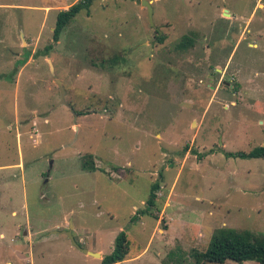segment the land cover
I'll return each mask as SVG.
<instances>
[{
	"label": "rangeland",
	"instance_id": "1",
	"mask_svg": "<svg viewBox=\"0 0 264 264\" xmlns=\"http://www.w3.org/2000/svg\"><path fill=\"white\" fill-rule=\"evenodd\" d=\"M78 1L0 0V264H102L70 230L104 257L125 232L119 264L264 236V159L227 155L264 147V0H97L54 43Z\"/></svg>",
	"mask_w": 264,
	"mask_h": 264
},
{
	"label": "trees",
	"instance_id": "2",
	"mask_svg": "<svg viewBox=\"0 0 264 264\" xmlns=\"http://www.w3.org/2000/svg\"><path fill=\"white\" fill-rule=\"evenodd\" d=\"M95 1L97 0H80L68 10L59 12L53 32V42L57 44L60 41L63 30L74 21L81 11L87 10L89 13ZM160 41L163 42L164 38H161ZM193 44L194 41L192 39L184 37L176 49L186 50L193 46ZM52 49L53 45L47 48L48 51ZM227 155L235 158L264 159V147H257L249 153L238 152L228 153ZM90 159L92 162L86 160L83 162L82 167L90 172L98 171L99 169L91 156ZM159 190V184L154 183L147 201V210L142 213L138 212L132 220H137L139 215H151L149 208L155 207L157 202L156 192ZM129 246L128 235L125 232L120 233L116 238L113 252L103 258L102 264H118L125 261L130 253ZM191 257L194 259V264H225L228 261L237 264H243L245 262L264 264V236L256 235L249 231H238L225 227L219 228L212 234L207 250L203 252L192 250Z\"/></svg>",
	"mask_w": 264,
	"mask_h": 264
},
{
	"label": "crops",
	"instance_id": "3",
	"mask_svg": "<svg viewBox=\"0 0 264 264\" xmlns=\"http://www.w3.org/2000/svg\"><path fill=\"white\" fill-rule=\"evenodd\" d=\"M74 5V4H73ZM258 7L259 8H264V5H263V3H259L258 4ZM46 9H48V8H46ZM67 10H68V8H66ZM64 11V10H63ZM47 12V11H46ZM226 14H229V13H227L226 12ZM231 18H232V16H231ZM46 122H48V121H46ZM18 126L20 127V130L22 129V127H21V125H19V123H18ZM82 169L84 170V171H87V170H85L83 167H82ZM2 170H5V169H0V171H2ZM90 172V171H89ZM97 172V171H96ZM98 172H102V171H100V170H98ZM103 174H105L104 172H102ZM106 175V174H105ZM107 176V175H106ZM113 180H115V179H113ZM46 183H47V181H46ZM149 199V198H148ZM148 201V200H147ZM146 201V202H147ZM167 207H171V205H170V203L168 202L167 204H166V208ZM166 208H164L163 210H162V215H164V212H165V209ZM151 213V212H150ZM13 215H16V212H13ZM137 215V214H136ZM146 215H148V214H146ZM142 217L143 216H145V215H141ZM150 216H153V214H151ZM163 223H164V221H163ZM70 229H73V227L71 226L70 227ZM71 231V230H70ZM161 232H163V233H165L164 232V230H159V233H161ZM71 233H72V231H71ZM73 236V235H72ZM4 234H1L0 235V238L1 239H4ZM74 238V237H73ZM76 241V240H75ZM80 246H81V244L78 242V241H76ZM83 242V241H82ZM74 246V245H73ZM82 247V246H81ZM82 249H85L86 250V253L85 252H83L82 250H80L81 252H83L86 256H89V257H92V258H95V259H98V260H100V261H102L103 260V258H104V256H103V253L102 252H93V251H90L89 249H87V248H83L82 247ZM96 255H98L97 257H96ZM126 261V260H125ZM121 263V262H120ZM6 264H10L9 262H6ZM119 264V263H118Z\"/></svg>",
	"mask_w": 264,
	"mask_h": 264
},
{
	"label": "water",
	"instance_id": "4",
	"mask_svg": "<svg viewBox=\"0 0 264 264\" xmlns=\"http://www.w3.org/2000/svg\"><path fill=\"white\" fill-rule=\"evenodd\" d=\"M144 5L149 9V17H150V19L152 20V12H153V11H152V8H151L150 3H149V2H144ZM49 63H50V65H51V69H52V71L54 72V68H53V64H52V62L49 61ZM56 83H57V85H58V87L60 88V91H61V103L65 104V95H66V92H65V89H64V87H63V84H62V82H61L60 80H56ZM66 234H67L68 237L71 239L73 245H74L76 248H78V249H80V250H82L83 252L86 253V250H85V249H82V247H81V246L75 241V239H74L73 236H72L71 231H68ZM97 256H98V255H96V257H97Z\"/></svg>",
	"mask_w": 264,
	"mask_h": 264
},
{
	"label": "bare ground",
	"instance_id": "5",
	"mask_svg": "<svg viewBox=\"0 0 264 264\" xmlns=\"http://www.w3.org/2000/svg\"><path fill=\"white\" fill-rule=\"evenodd\" d=\"M227 16L229 15V14H226Z\"/></svg>",
	"mask_w": 264,
	"mask_h": 264
}]
</instances>
